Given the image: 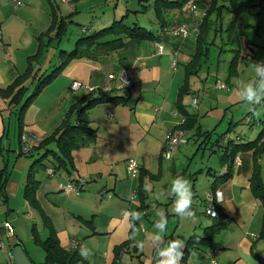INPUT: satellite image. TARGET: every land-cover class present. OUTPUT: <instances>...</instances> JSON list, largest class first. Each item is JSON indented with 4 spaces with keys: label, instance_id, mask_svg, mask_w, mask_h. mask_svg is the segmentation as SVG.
I'll list each match as a JSON object with an SVG mask.
<instances>
[{
    "label": "crops",
    "instance_id": "obj_1",
    "mask_svg": "<svg viewBox=\"0 0 264 264\" xmlns=\"http://www.w3.org/2000/svg\"><path fill=\"white\" fill-rule=\"evenodd\" d=\"M21 1V5H12V10H10L8 1L0 0V40L2 41L0 88H5L13 81L14 77L24 73L25 70L20 73L22 69L28 68L30 72L28 77L23 80L28 89L18 103L11 102L7 96L0 93V136L4 135L5 118L8 117L9 122L11 113H15L18 142L22 152L31 160L22 182L20 178L14 179L11 174L6 173L4 171L5 166L0 168V179L3 181L5 193L4 196L0 195V197L6 201L9 200L10 195L17 192L22 185L23 199L32 210V212H28L29 218H33L34 215L39 218L37 223L31 220L30 239L42 249L43 258L42 253L29 250L18 236L11 243L10 248L19 244L33 264H51L44 261L45 251L39 242L34 240V237L36 236L39 241H42L48 235L53 234L62 248H66L71 239H76L82 247L91 250L92 254L85 258L81 256L79 249H73L77 250L80 255L75 264H123V258L127 254L132 257L130 264H155L154 249L151 256L146 257L143 250L128 238L129 230L122 213L125 211L141 213V219L135 223L136 230L138 226L143 224L142 219H146L147 208L150 203L145 191L144 178L147 175L149 178L158 180L162 172L163 162L161 157L156 156L154 160L157 163H153L149 156L152 152L155 155L162 149L165 130L174 128L172 127L175 124L173 119L176 110L174 111V107L181 114V121L178 125L184 120L183 110L196 114L183 107L182 97L185 92L180 94V89L184 84L186 69L196 52L197 42L191 34L194 33L197 37L199 25L209 7L210 0L204 6L202 5L204 11L201 13H198L200 4L198 0L189 1L196 5L195 13H187L185 5L180 11L178 9L168 10L171 11L172 21L166 19L167 22L182 20L187 23L189 32L185 37L173 36L160 30V24L156 17L155 19L159 24L156 32L140 24L160 35V41L163 44L161 53L154 51V40L145 37H124L123 46L117 50L102 53L89 52V55L70 58L62 66L59 73L40 89V94H43L42 92L53 88V86L58 87L49 103L42 106L36 102L38 96L32 97L23 112L22 122L18 123V109L30 93L32 83L35 84L39 76L49 73L64 58V54L60 55L59 53V49H61L59 45L65 32L60 35V38H57L55 24H52V21L57 23L59 20H64L66 22L65 29L68 23L74 21L71 14L63 13L59 3L62 0ZM139 1L137 0V5L140 4V9H134L136 12L142 13L147 10V7H152L151 0H147L148 3L146 4L148 5L146 7L142 5L144 0ZM4 6L8 9L6 12H3ZM125 9L131 10L127 6ZM123 14L127 15V11L115 17V11L109 12L108 10L106 15L95 16L94 21L97 22L98 27L91 26V28L99 29L108 26L114 19L120 18ZM123 19L127 21L125 17ZM18 22L29 24L30 34L26 27L19 29L17 27ZM123 36V34L120 36L107 35L102 39ZM39 42L43 45L41 55L37 59L34 57L30 60L29 57L36 54ZM191 42H193V47L191 45L190 48ZM178 49L190 51L187 53L189 58L183 63L182 80L177 76L176 68H172L170 65V60ZM54 58L57 61L51 66ZM119 65H125L132 70V85L129 89L119 88L117 81L114 80L110 83L106 79L107 74L114 71ZM32 74L34 77L30 78ZM74 80L82 84L107 88L106 90L112 89V93L122 94L125 98L118 102L101 101L79 111L81 100L87 94V90L82 85L72 89L70 84ZM108 113L112 114L111 119L108 118ZM77 116L94 129L95 135L93 139L83 144L71 142L64 153L58 148L55 132L63 120H73ZM243 116L240 118L241 121L248 122L250 125L254 123L258 125L257 135L264 126L262 125L264 116L252 118L248 109ZM199 127L196 114L194 125L182 128L183 134L193 131L194 138L200 139L198 146H203V144L206 146L207 143L212 151L216 150L212 144L220 146L219 159L222 168L220 170L213 169L210 172L211 167H207L209 169L207 173H211L213 178L205 198H202V205L196 203L197 194L192 186L194 219H188L184 222L174 211H170V215L175 218L169 224L167 223V230L163 234L164 240L182 239L186 242L182 264H264V196H261V192L252 187L251 180L252 175L257 173L262 190H264V182L260 176L261 155L264 153V149L257 157H254L252 149L240 151V163L238 165L232 163L228 168L231 163L230 158L221 156L224 150L223 146H227V142H224L220 134L215 140H212L210 136L204 137L200 131L208 129L199 130ZM31 133L35 135L36 142L28 151L24 152L22 136L28 138ZM49 135L50 137L45 143H38ZM234 136V142L238 143L255 137L245 138L248 136L241 133H236ZM262 139H264V135L261 136L260 140ZM183 142H186V139ZM38 157H40L39 160H35ZM129 157H136L139 164L136 184L134 185V177L130 179L129 183V186H134L138 196L135 197L134 201H129L126 206L122 207V200L116 197H107V202H113V205L116 203L117 207L113 208L104 224L94 218V215H98L99 209L90 207L89 202L84 200L82 195L69 196L60 190L69 176L72 180L82 181L81 184H78V191L84 189V183L86 184L88 181L97 183L96 187L99 188V191L105 192L107 189L114 191L123 167L126 176L128 174L126 160ZM170 165L172 168L170 174L175 177L178 172L174 162H171ZM52 167L55 168L53 174L47 173L46 170ZM40 169L44 170L48 177L58 174L50 180L49 189H45L42 195L47 204L53 206V212L46 211L40 200L39 188L42 180L37 174ZM30 170L31 178L35 183H32V196L28 198L25 195V190ZM228 170L230 174L224 176ZM181 172L183 173L184 169ZM191 174L194 175L193 177L196 176L195 171ZM119 184L120 188H124L128 182L123 179ZM120 190L122 195L126 194L125 190ZM217 192L221 194L222 204L215 201L216 216L213 217L206 212V197L209 193L216 196ZM167 197L171 202L174 201L172 194L168 196L166 192L164 199L168 200ZM205 216H209L211 220L205 222ZM1 225L0 229L6 231L3 223ZM141 228L143 231V227ZM12 233L14 235L15 230L7 233V235ZM42 234L44 235L42 236ZM123 242L125 245L119 250V246ZM212 247L217 248V251L213 253L215 262H212L207 254L208 249ZM193 249L198 254V260L189 255ZM116 255L117 262H115ZM133 257L135 261H133Z\"/></svg>",
    "mask_w": 264,
    "mask_h": 264
},
{
    "label": "rangeland",
    "instance_id": "obj_2",
    "mask_svg": "<svg viewBox=\"0 0 264 264\" xmlns=\"http://www.w3.org/2000/svg\"><path fill=\"white\" fill-rule=\"evenodd\" d=\"M7 1L10 10H12V2L9 0ZM198 1L200 3L198 6V13H201L204 11L202 9L203 6L207 4L209 0ZM242 1H246V6L238 13L229 9L231 3H233L231 0L216 1L218 6L219 4L225 5L209 13L211 22L203 36H201L202 42L199 43L200 50H202L201 57H195L196 62L191 65L192 71L188 72L186 76V91L182 97L183 107L197 114V120L200 124L199 130L208 129L212 140H215L219 134L221 138L227 135L234 139L236 133L244 134L248 136H244L245 138H250L254 137L258 131V125L256 123L250 125V123L240 120L247 110V106L239 98L235 81L237 79L245 81L254 79L255 73L251 67V63L264 61V0ZM150 2H152V0ZM59 3L63 13L71 14V17L74 19L73 22L68 23L64 36L60 41V48H65L66 50H69L73 46L74 40L83 31L82 27H98L97 22L94 21L95 16L106 15V11L108 10L109 12L114 10L116 13L115 17L127 11L125 19L128 23L135 20L139 24L145 25L155 32L159 27L151 6L147 7V10L142 13L132 11L134 9H140V4L137 5V0H75L72 2L60 1ZM143 3H148V1L144 0ZM125 6L129 7L131 10H126ZM4 7L3 12H6L8 9L6 6ZM166 19L172 21L171 11L166 13ZM17 27L19 29H25L26 27V30L30 34L31 28L29 24L18 22ZM193 34L191 35L196 39V35ZM1 42L0 40V51H2ZM191 45L193 47V42L189 44L190 48ZM188 52L190 51L178 49L172 56L176 61L175 68L177 76H179L181 80L183 76V63L189 58ZM55 55L57 56V53ZM232 59L234 61L233 72L229 70V63ZM56 61V58H54L51 62V66H53ZM24 70L25 69H22L20 73ZM216 82L224 84L225 87H217ZM33 85L34 83H32L30 89L33 88ZM54 87L55 86L42 92L43 94H40L39 91L34 96V98L38 96L36 102L42 106L48 104L58 88ZM194 97L196 98V103L192 105L191 101ZM175 110V117L173 119L175 124L172 127L179 126L178 123L181 121V114L177 111L176 107H174V111ZM250 116L252 118L264 116V104L258 106L255 113L250 112ZM4 124V135L2 137L0 136V168L5 166L4 171L6 173L11 174L14 179L20 178L22 182L31 159L22 152L21 145L18 142L16 114L12 112L9 122L7 117L5 118ZM227 129L228 131H226ZM202 132L203 131H200V133ZM192 133L193 131H189L183 134V140L186 139V142L179 143L173 149L171 158L161 157L163 159L162 172L158 180L149 178L145 175L144 186L146 188L147 199L150 203L147 208L148 214L146 219L143 218V224L137 227L139 233L137 238L145 244L142 250L146 257H150L153 250L149 238L156 231L154 222L158 217L154 209H159L166 213L168 224L175 218L170 215V211H173V202L169 200V197H167L168 200L164 199L166 192L168 196H171L169 190L171 180L177 176H183L190 180L197 194L196 203L202 205V198H205V194L213 178L211 173H207V170H209L207 167H211L210 172H212L211 170L213 169L220 170L222 168L219 159V154L221 152L219 151L220 146L212 144V146L216 148L214 151L210 149L207 143L206 146L205 144H203V146H198L200 139H195ZM153 154L152 152L149 158L153 163H157L156 160H154L156 156ZM261 159L260 176L262 182H264V153H262ZM171 162H174V166L178 172L175 174V177L170 174L172 170L170 165ZM153 166L155 165L153 164ZM183 169L184 172L182 173L181 170ZM194 171L195 177L191 174ZM37 174L42 180L39 188L41 203L46 211L53 212V206L47 204L46 199L42 195L45 189H49L50 180L54 179L58 174L48 177L45 175L44 170L41 169ZM120 179L116 181L117 185L114 191L112 189H107L105 192L102 190L99 191V188L96 187L98 185L97 183L88 181L86 184L84 183V189L71 191L67 194L69 196L82 195L84 200L89 202L90 207L92 206L93 208L99 209L98 215H94V218H96L97 221L100 220L101 223L104 224L113 211V208L117 207L116 203L113 205V202H107V197H116L122 200L121 207L126 206L129 201H134L135 199V197L129 199L130 193L134 189V186H129L130 179L133 178L129 174L126 176L124 167L121 170ZM123 179L127 181L128 184H126L124 188H120L119 183L123 181ZM136 182L137 176L134 177V185ZM21 186L22 185H20L17 192L10 195L11 197L9 200L6 201L0 197V223L7 220L11 223L13 230H15L14 235L13 233L7 235L6 231L0 229V239L4 246V250L0 247V264H8L5 250L7 251L10 249L11 243H13L17 236L23 240L29 250H35L39 254L42 253L43 258L42 249L31 241L29 231L31 220L37 223L39 222V218L37 215H34L31 219L29 218L28 212H32V210L23 199ZM120 189L125 190L126 194L122 195L123 193H121ZM192 208H194L193 205ZM205 217V222L211 220L209 216ZM187 220L188 219H182L184 222ZM252 226H254V223H252ZM141 227H143V231ZM43 235L44 234H42V236ZM131 258L129 254L124 256L123 264H130ZM133 261H135L134 257Z\"/></svg>",
    "mask_w": 264,
    "mask_h": 264
},
{
    "label": "trees",
    "instance_id": "obj_3",
    "mask_svg": "<svg viewBox=\"0 0 264 264\" xmlns=\"http://www.w3.org/2000/svg\"><path fill=\"white\" fill-rule=\"evenodd\" d=\"M70 1L72 2L74 0H70ZM189 1L190 0H152L151 5L153 8L154 15L156 19L159 21L160 30L166 32L165 26L168 25L169 23H173V22H167L166 16H165L166 12L168 10H174V9H178L180 11L182 10L183 6L186 5ZM216 1L217 0H210L209 7L202 17L201 23L199 25V32L196 37V42H197L196 52L193 56V59L191 60L189 67L186 69L187 71L185 72L184 84L183 86H181L180 94L186 91V87H185L186 76L189 70H191V65L194 62H196L195 57L197 56L199 57L201 55L202 50H200L199 43L202 42L201 36H203L206 29L210 25L211 21L209 19V13L215 9H219L220 6L225 5V4H219L218 6ZM231 1L233 3H231L229 9L236 13L240 12L241 9L243 10L246 6L245 4L246 1H242V0L240 1L231 0ZM142 5L146 7L148 4L143 3ZM134 11L136 12V10ZM125 16L126 15L123 14L120 18L114 19L110 25L105 26L103 28L92 29L90 27H82L83 31L74 40L73 46L70 50L66 51L63 48L59 49L60 55L64 54L63 55L64 58L60 60L58 65H56L49 73L42 74L36 79L37 82L34 84L30 93L26 96V98L21 103L18 109V114H17L18 123L22 122L23 112L26 106L28 105L29 101L31 100V98L34 97L52 77H54L56 74L59 73L62 66L70 58L89 55V52H92V53L101 52L102 53V52H108L111 50H117L123 46L124 37H128V38H133V37L134 38H144L145 37V38H149L154 41L160 40L159 34L154 33L152 30L147 29L146 27L138 24L136 21H133L131 23L124 21L123 17ZM179 21H182V20H179ZM52 24H55L57 38H60V35L63 34L66 30L65 29L66 22L64 20H59L57 23H55V21L53 20ZM121 34H123L124 36L106 39V40L102 39L107 35L120 36ZM42 46H43L42 43L39 42V47L36 51V54L32 57H29L30 60L34 57H36L37 59V57L41 55ZM119 66H125V65H119ZM229 70L231 72L234 71L233 59L229 63ZM29 73L30 72L28 68L25 69L24 73L15 77L13 81L10 84H8L5 88H0V93L4 96H7V99L8 100L10 99L11 102L18 103V101H20V98H22L23 94L28 89V86L24 84L23 80L26 77H28ZM32 76L34 77V75L32 74L30 75V78H32ZM131 78H132V74H131ZM124 98L125 96L122 94L112 93V89L105 90L101 88L100 86H97L95 89L91 91H87V94L81 100V104L78 110L80 111L82 109L89 108L101 101L118 102V101H123ZM182 112H183L184 120L181 122V124H179V127L185 128V127L193 126L194 122L196 121V114L188 112L186 110L185 111L183 110ZM262 125H264V120H262ZM55 135H56L55 139L57 141L59 150L65 153L66 150L69 148V144L71 142L74 141V143L76 144H83L84 142H87L88 140L93 139L95 132H94V129H92L86 121L82 120L79 116H77L73 120H69V119L63 120L62 123L57 128ZM202 135L208 138V136H210V131L209 130L203 131ZM262 135H264V126H262L258 134L251 140L238 143V142H234V140L227 135L223 137L224 142H227V146L226 145L223 146L224 150L221 156L224 158H230L231 163L229 164L228 168H230L231 164L233 163L235 155H239L240 157V151L252 149V153L254 157H257L259 153L261 152V150L264 149V139L260 140ZM49 137L50 135L40 140L38 143L39 144L45 143ZM39 158L40 157L36 158L35 160H39ZM54 167H52L53 170H55ZM229 174L230 173L228 170L227 172L224 173V176H227ZM31 177L32 175H31V170H30L27 176V185H26V190H25V195L28 198L32 196V192H33L32 183L34 181ZM251 180H252V187L255 190H259V192H261L260 195L264 196V190H262L260 179L258 178L257 173H255L254 176L252 175ZM3 186H4L3 181L0 179V195L2 196L5 195L3 191ZM137 196L138 195L136 194V197ZM34 240L36 242H39L41 247L44 249L45 251L44 261L45 262H48L51 264H75V262H77L80 258L79 252L77 250L62 248L56 236H54L53 234L48 235L42 241H39L38 237L35 236ZM123 245H125V242H123L119 246V250ZM117 255H116L115 262H117Z\"/></svg>",
    "mask_w": 264,
    "mask_h": 264
},
{
    "label": "clouds",
    "instance_id": "obj_4",
    "mask_svg": "<svg viewBox=\"0 0 264 264\" xmlns=\"http://www.w3.org/2000/svg\"><path fill=\"white\" fill-rule=\"evenodd\" d=\"M255 77L252 80L235 81L240 100L247 106L249 112L255 113L256 108L264 104V61L251 63ZM173 201V211L181 219H194L195 212L192 209L194 193L190 180L183 176H177L170 182L169 188ZM133 197H129L132 199ZM215 201L222 204L221 194L217 192ZM212 199L210 197V206L208 213L215 217L216 213L211 207ZM158 219L154 222L155 232L150 236V243L155 252V264H182L185 256L186 242L182 239H170L165 241L163 234L167 230V215L165 212L154 209ZM124 221L128 227V238L133 240L136 246L143 249L145 244L137 237L135 223L141 219V213L136 211H125L122 213ZM198 242V241H197ZM91 250L86 247L81 248V256L87 258L91 255ZM189 255L198 260V254L195 249L189 252Z\"/></svg>",
    "mask_w": 264,
    "mask_h": 264
},
{
    "label": "built area",
    "instance_id": "obj_5",
    "mask_svg": "<svg viewBox=\"0 0 264 264\" xmlns=\"http://www.w3.org/2000/svg\"><path fill=\"white\" fill-rule=\"evenodd\" d=\"M12 2L13 6H19L22 4L21 0H10ZM62 1H68L70 2V0H62ZM195 9H196V5L193 2H188L185 5V11L187 13H195ZM165 31L170 33L173 36H179V37H185L188 32H189V27L187 25V23L185 21H177V22H173V23H169L168 25L165 26ZM0 39H1V32H0ZM154 51L156 53H161L162 49H163V44L160 40H155L154 42ZM170 65L172 68H175L176 66V61L175 59H171L170 60ZM131 74L132 71L130 68L126 67V66H119L117 67V69H115L112 72H109L106 76V79L108 82H112V81H117V85L119 88L122 89H128L131 85H132V78H131ZM83 86L87 91H91L93 89H95L97 86L94 85H88V84H82L81 82L74 80L71 82L70 86L72 89H76L80 86ZM216 86L219 88H223L225 87L224 84L220 83V82H216ZM103 89H107V88H103ZM196 103V98L194 97L191 101V104L194 105ZM108 118L111 119L112 118V114L108 113ZM183 129L180 127H174V128H167L164 132V142H163V146L162 149L155 154V156L157 157H164V158H171V153L173 151V149L181 142H183ZM36 142V137L34 134H29L28 138H24L22 136V148L23 151H28L32 145ZM96 151L98 152V149H96ZM233 163L235 165H238L240 163V157L239 155H235ZM126 168H127V172L131 177H136L139 173V164L137 162L136 157H129L126 160ZM53 172L52 168H48L47 169V173L51 174ZM82 181H75L72 180L69 176L66 179V183H64L61 187V191L62 193H68L71 191H76L78 190V184H81ZM130 197H136V191L133 189L130 193ZM210 197L212 199L211 202V207L213 209V211L216 213L215 210V195L209 193L206 197V204H207V209L206 212L208 213V208L210 206ZM209 214V213H208ZM3 227L5 228L7 233H11L13 230V227L11 225V223L7 220L3 221ZM0 247L3 248L4 250V246H3V242L0 239ZM67 249H79L81 251L82 245L81 243L76 240V239H71L70 242L67 244ZM217 251L216 247H212L210 249H208L207 254L210 256L211 261L215 262V259L213 258V253H215ZM6 256H7V260H8V264H12L11 259H10V249L9 250H5Z\"/></svg>",
    "mask_w": 264,
    "mask_h": 264
},
{
    "label": "water",
    "instance_id": "obj_6",
    "mask_svg": "<svg viewBox=\"0 0 264 264\" xmlns=\"http://www.w3.org/2000/svg\"><path fill=\"white\" fill-rule=\"evenodd\" d=\"M10 259L12 264H33L19 244L10 248Z\"/></svg>",
    "mask_w": 264,
    "mask_h": 264
},
{
    "label": "bare ground",
    "instance_id": "obj_7",
    "mask_svg": "<svg viewBox=\"0 0 264 264\" xmlns=\"http://www.w3.org/2000/svg\"><path fill=\"white\" fill-rule=\"evenodd\" d=\"M25 152V151H24ZM47 171V170H46ZM53 173V172H52Z\"/></svg>",
    "mask_w": 264,
    "mask_h": 264
}]
</instances>
